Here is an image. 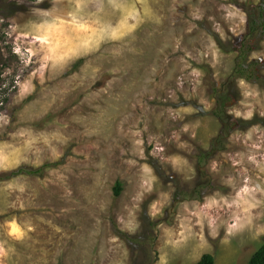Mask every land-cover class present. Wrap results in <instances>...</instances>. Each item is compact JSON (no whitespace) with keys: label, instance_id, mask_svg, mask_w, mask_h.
Segmentation results:
<instances>
[{"label":"rangeland","instance_id":"obj_1","mask_svg":"<svg viewBox=\"0 0 264 264\" xmlns=\"http://www.w3.org/2000/svg\"><path fill=\"white\" fill-rule=\"evenodd\" d=\"M259 2L0 0V264L248 263L264 86L228 49Z\"/></svg>","mask_w":264,"mask_h":264},{"label":"trees","instance_id":"obj_2","mask_svg":"<svg viewBox=\"0 0 264 264\" xmlns=\"http://www.w3.org/2000/svg\"><path fill=\"white\" fill-rule=\"evenodd\" d=\"M264 37V0L251 8L248 12V25L246 32L243 36L236 39L233 44L230 43L228 50L236 51L237 60L235 62V67L233 73L230 77L232 79L244 78L250 82L258 83L264 86V75L262 74V63L260 60H249L250 53L255 49L254 42H258ZM212 92L217 95L218 108L223 109L225 105V99L228 93L218 92L217 85H212ZM217 109V108H216ZM214 115L219 116V109L213 112ZM228 123V122H227ZM229 145L226 140L221 137L214 139L211 143V149L207 151L200 150L196 154L198 161V167H201L202 163L212 154L213 150H225L228 149ZM48 166L47 164L44 165ZM43 166L38 169H29L26 167H20L10 175L19 174H42ZM122 185L121 182H117L114 187V194L118 196L121 192ZM191 192L194 193V190ZM182 192H175L173 196V202L176 203L179 199V194ZM196 264H216L214 256L210 253H204L201 255L200 259ZM247 264H264V244L260 246L250 257Z\"/></svg>","mask_w":264,"mask_h":264}]
</instances>
